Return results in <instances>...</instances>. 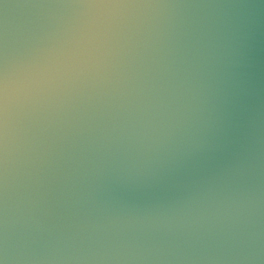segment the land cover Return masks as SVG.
<instances>
[{"label":"water","instance_id":"obj_1","mask_svg":"<svg viewBox=\"0 0 264 264\" xmlns=\"http://www.w3.org/2000/svg\"><path fill=\"white\" fill-rule=\"evenodd\" d=\"M0 264H264V0H0Z\"/></svg>","mask_w":264,"mask_h":264}]
</instances>
